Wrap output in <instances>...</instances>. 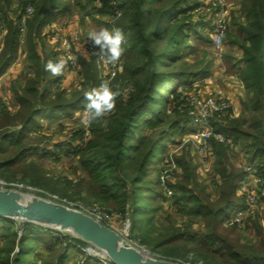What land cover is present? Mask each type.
Here are the masks:
<instances>
[{"label": "trees", "instance_id": "trees-1", "mask_svg": "<svg viewBox=\"0 0 264 264\" xmlns=\"http://www.w3.org/2000/svg\"><path fill=\"white\" fill-rule=\"evenodd\" d=\"M6 1L10 6L13 0ZM190 2L103 0L101 8L96 5L92 8L97 13H109L111 16H114L115 9L121 10L122 15L114 21L113 27L121 28L127 37L128 48L125 53L128 62L119 79L124 83H133L135 90L131 95L123 94L117 99L115 111L106 124L103 119L92 122L85 147L80 139L86 130L76 132L78 139L74 146L75 153L90 180V188L98 190L94 192L92 189L93 195L106 200L113 199L122 212L127 209L132 231H139L143 243L150 242L146 234L164 200L159 188L165 147L162 142L166 133L174 131L178 123L185 119L178 109L180 102L176 89L172 91L176 95L169 100L159 86L171 83L173 87L183 79L201 75L197 72H158L159 67H169L179 58L178 44L185 39L189 27L187 20L182 17L185 11L183 6ZM17 3L15 13L18 16L9 19L8 30L0 47V77L18 58L23 39L24 53L33 78L28 79L24 87L13 88L19 109L14 115L5 112L1 119L18 122L20 127L0 135V157L3 158L0 169L16 166L20 182L51 188L50 181L39 170L21 168V163L28 154L41 149L47 153V145L44 146L42 142L46 137L42 133V120L49 122L73 118L85 107V93L99 86L101 79L95 59L79 56L81 88L68 92L48 87L53 82V76L45 71V65L49 60L53 61V57L40 52L44 40L42 31L48 23L68 13L69 6L60 7L57 0H17ZM29 3L34 6L35 12L27 17L23 33L20 22ZM239 11L244 15L245 22H234L236 30L233 44L239 45L242 50L241 79L252 95L244 103V108L250 113L251 119H227L215 127L218 133L233 139L234 145L247 147L251 153L250 162L259 164L260 171L264 173V0H241ZM3 13L8 19V11ZM213 141L217 174L213 182L219 189L215 200L209 194L202 195L198 191H207V186L198 184L196 166L181 158L175 161L183 169V177L177 184L178 194L173 196L174 205L178 210L189 208L190 215L200 217L205 223V230L173 234L170 241H185L194 247L184 254L175 251H166L165 254L191 264L198 261H204L205 264H264V255L234 246L219 232L225 216L244 205L237 198V188L246 173L237 172L229 163L231 147ZM148 144L146 152H142ZM155 158L158 159L155 164L156 177L145 185L143 181L150 176L149 164ZM156 202H160V206H155ZM0 224V233L3 234L0 236V264H64L71 248L75 249L72 243H83L78 239L71 240L67 233L34 224L19 226L9 219H1ZM252 226L257 230L261 228L258 221H253ZM53 233H58V236L54 237ZM263 233L262 229L261 236ZM191 253L194 255L193 260H189ZM219 253L227 257L223 263H217L215 259ZM33 254L37 259H30Z\"/></svg>", "mask_w": 264, "mask_h": 264}, {"label": "rangeland", "instance_id": "rangeland-1", "mask_svg": "<svg viewBox=\"0 0 264 264\" xmlns=\"http://www.w3.org/2000/svg\"><path fill=\"white\" fill-rule=\"evenodd\" d=\"M190 1V3L183 6L185 11L182 17L187 20L189 27L186 29L185 39L178 44L179 58L176 63L169 67H159L158 72L164 74H174L177 72L195 74L197 72L201 73V75L195 78L193 76L188 80L183 79L179 84L173 85V87L170 86L171 83L159 86V89L164 92L165 97L169 98V100L176 95V93L172 92L173 89H176L180 102L178 109L185 119L182 120V123H178L179 126L174 131L171 133L167 132L162 142V145L165 147L164 158L161 160L159 188H161L160 192L164 200L161 201V206L159 205L160 202L155 203V206H160V209L155 213L154 222L146 234L150 241L149 243H143L142 235L139 234L137 229L132 231V223L126 213L127 209L125 212H122L113 199L106 200L93 195L92 189L94 192L98 190L95 187L90 188V180L80 164L79 157L76 153L69 152L72 146L74 147L77 143L76 139L78 137H76V132L80 129L86 130L80 140H83L86 136L88 138L91 134V125L85 128L81 124L84 108L79 110L73 118H60L49 122L42 120V133L46 135L45 140L42 142L44 146L47 145V153L45 149H41L37 153L28 154L21 163V168L29 167L34 170H39L50 181L51 188L37 187L20 182L18 179L20 175L17 174L19 171L16 169V166L11 169H0V181L19 183L36 190L34 192L30 188L24 189L22 190L24 193L33 194L53 201H56L53 199L56 196L58 197L56 202L63 203L62 201L66 200V202L68 201V203L72 204L73 208L80 211L91 210L92 208L101 209L112 217V224L115 225L118 230L117 232L124 239L126 238V234H128L130 240L138 244L139 247L141 246L142 248L140 247V249H144L151 256L182 264L191 263H183L176 257H167L165 252L175 251L184 254L188 250H191L194 245H189L185 241L180 240L170 241V236L187 230L191 232H202L205 230V223L200 220V217L195 218L190 215L189 208L178 210L174 205L173 196L178 194L177 184L182 181L183 177V169L175 162L176 158H181L182 161L189 160L196 166L198 184L200 186H207V191L205 190L203 193H201L200 189L198 191L202 195L209 194L212 200H215L219 195V189L213 182V179L217 176L214 168L213 140L231 147L228 157L229 163L234 170L237 172L245 171L244 169L247 165H254L255 169H257V178L259 177L262 184H264V173L260 171L259 164L250 162L251 153L248 152V148L242 144L234 145L233 139L218 133L215 127L216 124L224 123L227 119H251L250 113L244 108V103L252 95L249 94L241 79V69L243 66L242 50L239 45L233 44L235 41L233 35L236 30L234 22H245L244 15L239 11L241 0L221 1L227 11L228 26L220 49L212 45L210 36L206 32L211 12H214L215 6L210 5L209 0ZM57 2L60 7L65 5L69 6L68 13L60 15L61 17H58L62 18L60 21L54 20L43 28L44 40L41 42L42 49L40 52L42 54L49 53L52 55L53 60H58L62 57V40L67 39L72 41L76 56V65L73 68L67 66L64 75L58 77L61 87H58L56 91L65 89L68 92H73L81 88L80 84L82 82V78L79 75L81 65L78 61L76 48H81L82 43L87 40L90 31L99 30L100 28H108L111 30L113 28L111 23L114 24V21L120 17L116 18V16H111L109 13L100 14L95 12L92 9L96 5L93 0H57ZM217 4L221 5L220 3ZM17 7V0H13L10 6H8L6 0H0V24H4L6 29L10 22L9 19H15L18 16L15 13ZM3 11H8V19L4 17ZM87 12L89 15H87ZM20 24L21 26L23 25L22 20ZM75 37H79V40L75 41ZM124 47L125 50L128 48L127 43ZM161 48H164V45H161ZM85 56L88 59L92 58L87 54ZM120 62L122 63V70L114 78L111 79L108 77L103 79L99 75L101 70L96 66L98 76L101 82L104 80L109 81L113 89H118L121 95H131L135 90L133 83H127V81L124 83L119 79L128 62L125 51ZM30 78H33L32 70L28 67L24 56V47L21 44L19 56L13 62V66L0 77V135L5 131L7 132L20 127L18 122L11 123L1 119L7 111L11 115H14L18 111L19 106L13 93V88L19 86L24 87ZM176 81H173V84ZM51 86L55 90L53 82L48 84V87ZM194 100H199L203 103L214 100L215 106L219 108V110L213 111L210 116L211 122L208 128L211 130L213 136L209 138L210 152L206 156L200 155L198 146L192 139L197 129L190 118V114L194 111L192 105ZM230 103L232 106L226 108V105ZM110 115L103 118L104 124L109 121ZM145 115H149V113H145ZM218 136L227 138V142L224 140L220 141ZM46 142L49 143L45 144ZM149 144L144 147L142 152H146ZM86 145L84 143L83 147ZM2 160L3 158L0 157V162ZM157 161L158 159L155 158L150 162V176L146 181H143V184H148L147 182L149 180L154 181L156 177L155 164ZM257 178H251L250 180L244 176L239 182V185L241 184L243 190L249 189L257 193L259 189V183H257L259 178ZM240 196H237V198L244 203V200ZM253 206L243 219L244 225L241 228H236L223 222L219 232L221 236L226 237L234 246L241 249L248 248L255 254L264 255V233L261 236L262 229L264 231V197L257 198ZM253 221H258V224L261 226L260 230L252 226ZM15 223L19 226L21 225L17 221ZM2 235L0 233V236ZM129 244L137 248L134 244ZM92 250L97 253L96 249L93 248ZM84 257L85 255L80 252L76 253L71 248L64 264H79ZM193 258L194 255L191 253L189 260H193ZM30 259L35 260L37 258L33 254L30 256ZM215 259L218 260L217 263H223V260L227 259V257L223 253H219L216 254ZM196 264L205 263L204 261H198Z\"/></svg>", "mask_w": 264, "mask_h": 264}, {"label": "built area", "instance_id": "built-area-1", "mask_svg": "<svg viewBox=\"0 0 264 264\" xmlns=\"http://www.w3.org/2000/svg\"><path fill=\"white\" fill-rule=\"evenodd\" d=\"M95 2V4L98 7H102V2L103 0H93ZM209 4L210 5H214V12H211V17L209 20V23L207 25V33L210 36V41L212 42V45L217 48L220 49L221 47H216L215 42L213 37L216 35H220L221 33L223 34V40H224V36L226 34V30H227V11L225 9V7L223 6V2H221L222 0H209ZM217 3H220L221 5H218ZM114 4V3H113ZM206 5V4H204ZM35 12V8L34 6L29 3L26 6L25 9V15L22 17V26H21V30L22 32L24 31V26H25V22L27 17L31 16L33 13ZM122 12L121 10H119L118 8L115 9L114 11V17H121ZM111 26H113V24L111 23ZM7 33V29L4 26V24H0V47H2L3 44V40L6 36ZM75 41L79 40V37H75L74 39ZM222 40V43H223ZM62 48H61V52H62V57L67 59L69 56L75 57L74 60H69L68 62V66H70L71 68H73L76 65V56H75V52H74V48H73V44L71 40H67L64 39L62 40ZM21 44H24V40L21 39ZM82 50L85 52V54L91 56L92 58L95 59V64L96 66L101 70L100 74L101 77L103 79L106 78H114L115 76H117V73L121 72L122 70V63L119 61L118 64L116 65H105L102 61H100V59L96 56V55H92L93 52L98 51V49L94 48L92 43L90 41L85 40L82 45H81ZM61 57V58H62ZM54 62L57 60H53ZM59 77V76H58ZM58 77H53V84L55 86V89H57L58 87H61L60 85V81L58 79ZM193 105V109L194 111L192 112V114H190V118L191 121H193V125H195V127L197 128L196 131L194 132L192 139L193 142L197 144V148L199 150V153L201 156H206L209 154V149H210V144H209V138H211L212 132L211 130L208 128L210 126V116L212 115L211 113L213 111H217L219 110L218 107L215 106V102L214 100H209L205 103L199 101V100H194L192 102ZM232 106V104H228L226 105V108H230ZM218 138H220L221 140H224L225 142H227V138H223L221 136H218ZM87 136L82 140V146L84 145V143L87 142ZM227 139V140H226ZM76 148L72 147V149H70L69 152L74 153L75 154ZM210 158V157H209ZM175 167V165H174ZM245 177H247L248 179L251 180V178H257V169H255L254 165H247L245 167ZM259 178V177H258ZM257 178V179H258ZM257 183H259V189L258 192H252L249 189L247 190H243L241 184L239 185V187L237 188V196H240L243 200H244V205L237 207L233 210V212L227 214L224 218V223L228 224L230 226H236L237 228H241L244 223H243V219L245 218V216L248 214V212L250 211V208H253L255 201L257 198H262L264 197V184H262L261 179L259 178ZM31 191H36L34 188L29 187H25L23 184H16V183H12V182H4V181H0V189H14V190H18L20 192H23L22 190L24 189H29ZM242 188V190H241ZM28 194V193H27ZM54 200H58V197L54 196L53 197ZM64 205L73 208L72 204L68 203V201L66 202V200L62 201ZM75 209V208H74ZM83 209V208H82ZM98 220H100L101 222H103L107 227L111 228L114 231H118L117 228L115 227V225H113L112 223V217L106 213L103 212L101 209L99 208H92L91 210H85L82 211ZM1 222V219H0ZM60 232V231H59ZM63 233V232H62ZM53 236H58V233H53ZM70 239H76L74 237H72L70 235ZM126 241L128 243L134 244L135 246H137V249L146 252L144 249H140V247L138 246V244H136L135 242H133L132 240H130L128 234H126ZM73 246L75 247V251L78 250L80 253H82L83 255H85V257L83 258V260H81L79 262V264H114L108 257L106 256H100L99 253H96L95 251H93V247L82 243H76L73 242L72 243ZM142 248V247H141ZM77 251V252H78Z\"/></svg>", "mask_w": 264, "mask_h": 264}, {"label": "water", "instance_id": "water-1", "mask_svg": "<svg viewBox=\"0 0 264 264\" xmlns=\"http://www.w3.org/2000/svg\"><path fill=\"white\" fill-rule=\"evenodd\" d=\"M14 189H0V219L68 233L97 249L114 264H182L159 259L131 246L100 220L63 203Z\"/></svg>", "mask_w": 264, "mask_h": 264}, {"label": "clouds", "instance_id": "clouds-1", "mask_svg": "<svg viewBox=\"0 0 264 264\" xmlns=\"http://www.w3.org/2000/svg\"><path fill=\"white\" fill-rule=\"evenodd\" d=\"M213 39L216 47H222V33L214 36ZM87 41H90L93 47L98 49L92 55H96L105 65H116L124 54L127 37L119 27H113L111 30L100 28L90 31ZM74 59L75 57L69 56L67 59L62 57L55 62L49 60L45 65V71L50 72L53 77L62 76L69 60ZM120 96L121 92L114 90L107 80L87 91L84 97L86 104L81 117V124L87 128L93 121L101 120L113 113L116 108V101Z\"/></svg>", "mask_w": 264, "mask_h": 264}, {"label": "crops", "instance_id": "crops-1", "mask_svg": "<svg viewBox=\"0 0 264 264\" xmlns=\"http://www.w3.org/2000/svg\"><path fill=\"white\" fill-rule=\"evenodd\" d=\"M59 17H61V16H59ZM61 19H62V18H57L56 20H57V21H58V20L60 21ZM70 36H71V35H70ZM70 36H69V37H70ZM71 37H72V36H71ZM41 49H42V46H41V48H40V51H41ZM76 49H77V55H78V57H79V56L86 57V56H85V52L82 50V48L77 47ZM54 51H55V50H54ZM53 53H54V52H53ZM24 56H25V58H26L25 53H24ZM86 58H87V57H86ZM26 61H27V60H26ZM79 64H80V63H79ZM12 66H13V64H12ZM12 66H11V67H12ZM11 67H10V68H11ZM10 68H9V69H10ZM11 71H12V69H11ZM74 251H75V250H74ZM76 253H77V251H76Z\"/></svg>", "mask_w": 264, "mask_h": 264}, {"label": "bare ground", "instance_id": "bare-ground-1", "mask_svg": "<svg viewBox=\"0 0 264 264\" xmlns=\"http://www.w3.org/2000/svg\"><path fill=\"white\" fill-rule=\"evenodd\" d=\"M29 195L28 194H26V197H28ZM95 249V248H94ZM96 251H97V253H99V255L100 256H103V254L100 252V251H98L97 249H96Z\"/></svg>", "mask_w": 264, "mask_h": 264}]
</instances>
